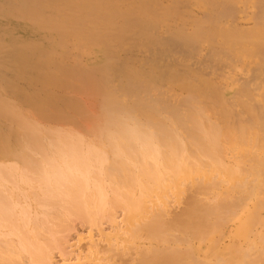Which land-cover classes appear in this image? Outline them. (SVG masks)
Returning a JSON list of instances; mask_svg holds the SVG:
<instances>
[{"label":"bare ground","instance_id":"6f19581e","mask_svg":"<svg viewBox=\"0 0 264 264\" xmlns=\"http://www.w3.org/2000/svg\"><path fill=\"white\" fill-rule=\"evenodd\" d=\"M0 16L2 61L31 84L0 75V264H59L45 234L74 220L116 223L86 250L100 261L264 264V0H0ZM70 41L97 61H69ZM80 239L61 264H82Z\"/></svg>","mask_w":264,"mask_h":264},{"label":"rangeland","instance_id":"374dc122","mask_svg":"<svg viewBox=\"0 0 264 264\" xmlns=\"http://www.w3.org/2000/svg\"><path fill=\"white\" fill-rule=\"evenodd\" d=\"M242 14V13H241ZM240 14V17H239V23L240 24H242V25H244V26H249V24L251 25V23L252 22H249V21H251V19H248V18H250V17H246L245 18V15L243 14V16ZM1 17V16H0ZM245 19H244V18ZM243 19V20H242ZM246 19H248V20H246ZM0 25H3L4 26V28H3V26H0V38H2V42L0 41V44H1V46H0V53H2L1 54V56H0V67H1V65L2 64H4V65H2L3 67H1L0 68V71H3L4 73H2L1 74V72H0V75H3V76H7V73H8V77L7 78H10L9 80H13V82L16 84V85H18L19 87H21V88H27V87H29V86H31V84H30V81H27L26 79H24V78H21V77H17L16 76V71H15V69L16 68H14V70H12L13 69V67L10 69V71H8L9 69L7 68L12 62H13V60H14V58H15V56H16V54H17V47L15 46V48H16V50L14 49V45H13V49H10L9 48V46L11 45V43H10V36H9V33L11 32V24H13L9 19H4V18H0ZM245 21V22H244ZM242 22V23H241ZM248 22V23H247ZM5 24H7L8 26H6ZM246 24V25H245ZM10 25V26H9ZM3 28V31H1L2 30V28ZM5 27H9L7 30L5 29ZM5 29V30H4ZM5 32V33H4ZM12 33H15V32H12ZM11 33V34H12ZM5 34V35H4ZM16 34V33H15ZM8 35V36H7ZM21 36V35H20ZM19 35H17V37L19 38V42L21 43V44H23V42H21L22 40L21 39H23L22 37H24L25 39L24 40H26V37L25 36H21L20 37ZM21 38V39H20ZM4 39V40H3ZM8 39V40H7ZM1 40V39H0ZM5 40H6V43H8V44H10L9 46H8V44H4L5 43ZM23 40V41H24ZM45 40V39H44ZM43 39H40V42L42 43V44H48V43H46V42H48V40H45V41H43ZM4 42V43H3ZM69 43V45H67L68 46V49H67V52H68V56H69V61H71V62H74L75 60H79L80 62H82L83 64H87V63H93V62H96L97 61V55H96V53H93V52H85V51H83L82 49H79L78 48V46H77V43L75 42V41H70V42H68ZM44 44V45H45ZM2 45H4V46H6V48L3 46L2 47ZM7 46H8V48L10 49H8L7 48ZM12 46V45H11ZM10 46V47H11ZM3 48H5L6 50L4 51V53H3ZM57 49H58V51H57V54L55 55V57H57V58H59V56H62L60 53H61V50L63 49H61L60 47H57ZM60 49V50H59ZM16 52H15V51ZM206 49H204V51H203V53L205 54L206 53ZM9 52H11V54L10 55H7V54H9ZM15 53V56H14V58H12V60H11V62H10V60H9V64H7L8 62H3L5 59H3V56L4 57H6V61H8V56L9 57H12L13 55H14V53ZM132 52V51H131ZM129 53V52H127V55H125L126 54V52L124 53L123 52V54L125 55L123 58H126L127 56H128V53H129V55L131 54V56H134L135 54L134 53H137L136 55H135V57L137 56V58H141L140 56L142 55H144V53L143 52H140V51H134V53ZM140 52V53H139ZM123 54H122V56H123ZM134 54V55H133ZM141 54V55H140ZM95 55H96V57H95ZM139 55V56H138ZM177 56H179V54H177ZM128 57H130V56H128ZM127 57V58H128ZM96 58V59H95ZM134 58V57H133ZM168 58H170V59H176L177 57L176 56H174V55H172V56H169ZM2 59H3V61H2ZM11 59V58H10ZM87 59V60H86ZM94 60V61H93ZM89 61H91V62H89ZM6 64V65H5ZM13 64V63H12ZM12 64H11V66H12ZM14 65V64H13ZM7 66V67H6ZM11 66H9V67H11ZM4 68H7V70L5 69L4 70ZM240 70V71H237V70ZM242 68L241 67H236L235 68V70H236V73L235 74H233L234 73V69L232 70L233 72H230V75L231 76H233L234 77V79H236L237 81H239V82H243V80H244V78L246 77L245 75H246V73H245V70H244V72L241 70ZM8 71V72H7ZM13 72V74H12V76H10V74ZM5 72H6V74H5ZM238 72V73H237ZM241 73V74H240ZM244 73V74H243ZM15 74V75H14ZM236 74H238V75H236ZM237 77H236V76ZM243 75V76H242ZM241 76V77H240ZM240 77V78H239ZM244 77V78H243ZM237 78H239V79H237ZM247 78V77H246ZM245 78V79H246ZM0 86H1V82H2V77L0 76ZM245 82V81H244ZM39 83H41V82H39V81H37L36 82V84L37 85H39ZM30 84V85H29ZM34 84V83H33ZM23 85V86H22ZM2 87V86H1ZM39 87H41V84H40V86ZM2 89H3V87H2ZM2 89L0 88V90L2 91ZM4 91V90H3ZM5 92V91H4ZM57 92V91H56ZM11 94V93H10ZM12 95H15V96H18V95H16V94H13L12 93ZM119 216V217H118ZM120 216H122V214H120V213H118L117 214V218L119 219V222L121 223V219H122V217H120ZM118 219H117V221H118ZM110 222V221H109ZM107 220H103L102 221V225L101 226H99V225H97V227H91V225L89 224V226H87V225H85V224H83L80 220H77V221H72V223L71 222H67L66 224H67V226H66V224L65 225H63L65 228V230L70 226V228L71 227H73L75 230H69L68 231V229H67V231H62V227L63 226H61L60 228H61V230L60 229H58V230H60L62 233H64V236H63V234L61 233V234H55V236H56V238H55V236H54V238L55 239H57L58 237L62 240V238H63V241H61V240H59V238H58V241H56V240H53L54 238L52 237V235H50V234H45L46 236L44 237V238H46V237H50V240H51V238H52V241H50L48 238H46V239H44V240H49L50 241V243H49V241H47L48 242V247H51V246H53V248L55 247L56 249L58 248V246H59V244H60V246L62 247V246H67V247H65L67 250L65 251V252H63L64 251V247H62V249H59L60 250V252L58 251V250H56L55 248L53 249V254H51V256L53 255V257H55V258H53V261H55V262H58L59 264H61V262H62V257H63V255H62V253H66L67 251H69L70 249H71V244H73V243H75L77 240H78V238H79V236L80 237H82V239L84 240V242H83V240L82 239H80V241H79V243H78V245L75 247V250L76 251H78L79 253H81V255L83 256V260H82V264H97L98 263V260H99V263L100 264H121V262L123 263L124 262V260H125V263L127 264V261H126V258L124 259V258H118V256H117V258L118 259H124L123 261H121V260H117V258H115L116 257V255L115 254H106V255H104L105 257H108V255H109V257L111 256V255H113V256H111L112 257V259L110 260H107L106 262L105 261H103V260H101L100 261V255H97V253L96 254H93V255H90L89 254V256H88V252H86V250L88 251V249H89V247L91 246L90 244H92L93 243V241L95 240V242H96V240H97V242L98 243H100V244H102V245H100V247L101 246H107L106 245V243H107V241H104V240H102V239H104V237H103V232H101V228H103L104 230H106L105 232L106 233H111V234H113L114 232L113 231H115L116 229L114 228L115 226H116V223L115 222H110L109 223ZM74 223V224H73ZM104 224V225H103ZM69 225V226H68ZM75 225V226H74ZM87 226V227H86ZM99 227H101V228H99ZM108 227V228H107ZM72 228V229H73ZM107 228V229H106ZM63 229V230H64ZM111 229V230H110ZM95 230V231H94ZM112 231V232H111ZM95 232V233H94ZM96 232H98V234L96 233ZM60 233V232H59ZM68 233V234H67ZM67 234V235H66ZM47 235H49V236H47ZM59 235V236H58ZM62 235V236H61ZM66 235V236H65ZM88 236V237H87ZM65 237H66V239H68L69 240V243H66V242H68V240H66L65 239ZM92 239H91V238ZM70 238H71V240H70ZM85 238V239H84ZM86 238H88V241H85V240H87ZM95 238V239H94ZM91 241H90V240ZM66 240V241H65ZM82 241V242H81ZM102 241V242H101ZM53 242V244H51ZM58 242H60V243H58ZM62 242H64V244L62 243ZM86 242V243H85ZM104 242H106V243H104ZM55 243H58V246H56L55 245ZM49 244H51V245H49ZM61 244H63V245H61ZM67 244V245H66ZM81 244V245H80ZM68 246H70V247H68ZM79 247V249H76V248H78ZM84 247H86V248H84ZM60 248V247H59ZM102 248H104V247H102ZM86 254H87V256H86ZM25 255V254H24ZM24 255H23V261L24 262H26V260H27V262L31 259V257H29V255L26 253V257H24ZM114 255H115V257H114ZM98 256V257H97ZM90 257V258H89ZM97 257V258H96ZM108 257V258H109ZM26 258V259H25ZM30 258V259H29ZM96 258V259H95ZM114 258V259H113ZM128 259V258H127ZM74 260V259H73ZM22 261V260H21ZM23 261L21 262V264H24L23 263ZM92 261V263H90ZM95 261V262H94ZM118 261V262H117ZM26 262V263H27ZM113 262V263H112ZM98 263V264H99Z\"/></svg>","mask_w":264,"mask_h":264}]
</instances>
